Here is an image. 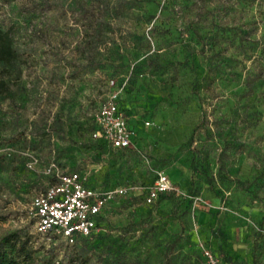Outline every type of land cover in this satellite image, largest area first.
<instances>
[{
    "label": "rangeland",
    "instance_id": "374dc122",
    "mask_svg": "<svg viewBox=\"0 0 264 264\" xmlns=\"http://www.w3.org/2000/svg\"><path fill=\"white\" fill-rule=\"evenodd\" d=\"M6 29L16 58L0 61L11 152L0 154V236L24 229L62 264H203V247L264 264V0H0ZM111 78L128 79L133 146L96 153ZM50 163L126 189L74 245L35 229L31 201L53 182ZM157 172L176 196L147 205L137 195ZM205 186L219 200L206 223L195 212Z\"/></svg>",
    "mask_w": 264,
    "mask_h": 264
},
{
    "label": "built area",
    "instance_id": "2783aa9c",
    "mask_svg": "<svg viewBox=\"0 0 264 264\" xmlns=\"http://www.w3.org/2000/svg\"><path fill=\"white\" fill-rule=\"evenodd\" d=\"M109 93L100 104L93 122L91 137L100 141L111 149H129L133 145L131 127L127 117L121 110L119 99L126 87V79L117 82L111 78L107 81ZM150 125L149 121L144 122ZM1 139V137H0ZM10 156V149L1 148L0 154ZM38 159L31 157L27 163L33 167ZM53 182L42 192L36 194L30 210L35 218V229L39 234H51L61 237L67 244H73L78 237H86L96 230L97 217L107 204L116 196H122L126 189L116 187L113 189L99 190L88 184L78 170L59 171L54 163H50L44 170ZM177 188L167 174L157 172L155 180L144 193V203L150 204L163 193H171ZM201 254L205 264H222L218 256L208 248H202Z\"/></svg>",
    "mask_w": 264,
    "mask_h": 264
},
{
    "label": "trees",
    "instance_id": "16d2710c",
    "mask_svg": "<svg viewBox=\"0 0 264 264\" xmlns=\"http://www.w3.org/2000/svg\"><path fill=\"white\" fill-rule=\"evenodd\" d=\"M15 58H16L15 51L11 45L10 30L9 29L0 30V61L5 64H10L15 60ZM3 85L4 83L0 81V87ZM127 88H128V79L126 78V87L123 93H125ZM121 98H122V95L119 99V104H120L121 110H123V107H121L122 106ZM92 128H93V124H92ZM104 148H109V147H107L104 143L100 141H95L94 151L96 153H100L102 149ZM122 150H125V149H122ZM2 156L7 157L6 155H2ZM193 162L194 161L192 159L190 162V166H191L190 167L191 168L190 180H193L194 175H195L192 170ZM206 188L208 189L209 187L205 186L204 189L202 190V193L206 190ZM137 196L143 200L144 193L141 192ZM175 196H176V191L171 192V193H163V194H160L156 198L155 201L147 205L154 204L156 201L160 202L162 199L169 200V199L174 198ZM105 209L97 217L96 228H98L100 224V221H101V218L103 216ZM34 222H35V219H34ZM91 235L86 236V237H90ZM86 237H78L76 241L70 245H74L76 244L78 239L86 238ZM45 251L43 250V247L35 246L34 241L32 240V236L30 235L29 232H27L24 229H14L0 236V264H62L59 260H56L52 256H49L46 253H44ZM39 252H42L41 255H39ZM201 258L203 260V264H205L202 254H201ZM225 260H227L226 261L227 264L233 263V261L231 259H228V257L226 256H225Z\"/></svg>",
    "mask_w": 264,
    "mask_h": 264
},
{
    "label": "crops",
    "instance_id": "0c3cea01",
    "mask_svg": "<svg viewBox=\"0 0 264 264\" xmlns=\"http://www.w3.org/2000/svg\"><path fill=\"white\" fill-rule=\"evenodd\" d=\"M132 141H133V139H132ZM203 196H204V198H208L206 201H208L209 203H206V205L200 206V208H198L195 212L197 213V217L199 218L200 222H205L206 223L209 220V216H210L209 215V212H210L209 206H211V207H213V206L214 207H217L219 205V200H218V198H216L207 189L203 192ZM206 240H210V238L209 239H206ZM225 256L228 257L227 254L222 253V257H223V260H224V261L222 260V264H227V262H226L227 260H225ZM228 259H230V258L228 257Z\"/></svg>",
    "mask_w": 264,
    "mask_h": 264
}]
</instances>
